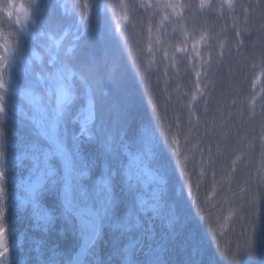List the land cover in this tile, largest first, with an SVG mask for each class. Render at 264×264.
Masks as SVG:
<instances>
[{
  "label": "snow or ice",
  "instance_id": "6c2138e0",
  "mask_svg": "<svg viewBox=\"0 0 264 264\" xmlns=\"http://www.w3.org/2000/svg\"><path fill=\"white\" fill-rule=\"evenodd\" d=\"M199 2L203 8L206 0ZM221 3L229 12L240 7L245 24L257 11L264 18V0ZM178 6L185 8L179 0ZM101 7L91 0H29L26 5L7 0L0 5V16L16 25L14 34L0 31V264H170V248L187 243L178 229L189 217L169 196V173H177L176 167L170 156L162 157L163 144L151 119L141 120L129 137L130 105L104 107L122 87V76L118 48L103 42L102 18L96 14ZM168 7L176 12L177 5ZM235 35L243 33L236 29ZM175 51L191 62L189 79L195 76L187 104L191 124L198 112L193 102L208 95L202 91L207 89L208 69L196 43L190 51L186 44ZM16 126L27 128L28 134L9 131ZM171 144L180 160L178 140L173 137ZM216 163L210 160L212 167ZM20 168L26 174L15 176L16 191L10 197L11 173ZM149 181L156 187L146 193ZM192 187L189 178L190 196ZM194 203L199 208V199ZM13 208L18 213L29 209L33 227L44 233H52L59 222V235L34 240L24 234L17 241V260L11 246ZM240 211L244 244L238 246L235 264L256 255L264 191L246 193ZM69 234L78 241L75 255L63 249ZM26 244L34 258H21Z\"/></svg>",
  "mask_w": 264,
  "mask_h": 264
},
{
  "label": "trees",
  "instance_id": "16d2710c",
  "mask_svg": "<svg viewBox=\"0 0 264 264\" xmlns=\"http://www.w3.org/2000/svg\"><path fill=\"white\" fill-rule=\"evenodd\" d=\"M13 2L26 5L29 0ZM91 2L103 6L96 13L102 18L99 26L104 33L103 42L118 48L121 55L122 87L113 92L105 109L124 106L126 102L130 105L129 137L135 134L141 120L151 119L163 144L162 157L166 160L170 156L176 167L177 173H169V196L189 217L184 228L178 229L188 239L187 243L170 248V264H235L238 246L244 244V213L240 209L246 193L264 191V18L257 11L245 24L241 8L237 6L229 12L221 0H206L203 8L199 0H179L185 5L183 10L178 0ZM235 2L247 4V0ZM6 3L7 0H0V5ZM168 5H177L176 12ZM124 16L128 19L124 20ZM6 21V15L0 16V31L14 34V21L11 25ZM236 29L243 33L241 37L235 35ZM240 40L243 45L238 43ZM92 43L97 41L93 38ZM193 43H200L197 50L208 69L207 89H202L208 95H198L193 102L198 112L189 124L187 104L195 90V76L192 74L189 79L192 64L175 50L186 44L190 51ZM22 107L18 104V108ZM109 115L114 117L115 113ZM9 131L21 137L28 134V129L20 126ZM173 137L179 142L180 160L173 151ZM210 160L218 161L215 167ZM25 174L23 168L11 173L10 197L16 191L15 176ZM189 178L193 185L191 196ZM149 184L144 188L146 193L156 187L151 181ZM197 199L199 208L194 203ZM28 216L27 208L20 213L15 208L10 211L14 257L18 238L24 234L34 240H51L60 233L59 222L49 234L34 228ZM77 243L69 234L63 249L75 255ZM101 248L106 251L107 246L102 244ZM25 256H35L28 244L21 253V258ZM241 264H264V223L258 230L256 255L242 257Z\"/></svg>",
  "mask_w": 264,
  "mask_h": 264
},
{
  "label": "rangeland",
  "instance_id": "374dc122",
  "mask_svg": "<svg viewBox=\"0 0 264 264\" xmlns=\"http://www.w3.org/2000/svg\"><path fill=\"white\" fill-rule=\"evenodd\" d=\"M172 8V7H171ZM199 46H200V43H196V47H197V49L199 48ZM190 47L192 48V44H190ZM191 48H190V50H191Z\"/></svg>",
  "mask_w": 264,
  "mask_h": 264
},
{
  "label": "clouds",
  "instance_id": "9594fccd",
  "mask_svg": "<svg viewBox=\"0 0 264 264\" xmlns=\"http://www.w3.org/2000/svg\"><path fill=\"white\" fill-rule=\"evenodd\" d=\"M5 7H8V5H5Z\"/></svg>",
  "mask_w": 264,
  "mask_h": 264
}]
</instances>
